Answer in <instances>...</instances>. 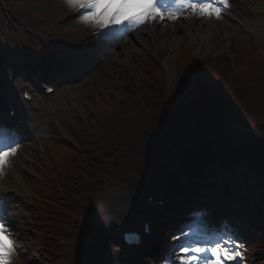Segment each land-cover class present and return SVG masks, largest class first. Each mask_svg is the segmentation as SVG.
I'll return each instance as SVG.
<instances>
[{"label": "rangeland", "instance_id": "rangeland-1", "mask_svg": "<svg viewBox=\"0 0 264 264\" xmlns=\"http://www.w3.org/2000/svg\"><path fill=\"white\" fill-rule=\"evenodd\" d=\"M6 1L8 7L20 21L29 24L35 32L52 22V20H48V17H45L33 24L35 13L39 9L41 13L50 9L51 15L59 10L58 7L52 6L55 3L51 1L34 5L33 10L26 8V5L32 3L33 0ZM26 1L27 4H25ZM56 1L60 4L61 11L54 15L55 21L51 24L66 13L72 14L73 11L72 8H67L64 0ZM250 7L256 12H253ZM9 15L11 14L9 13ZM12 21H15L13 17ZM81 25L83 23L78 21L71 25L58 27L59 34L57 31L55 37L58 36L64 40L67 38L63 36L64 34L77 31ZM2 30L7 29L3 18L0 17V35L4 37ZM10 34L8 32L5 35L6 39L12 40ZM195 34H199V42L193 45L192 38ZM23 36L27 39L15 38L16 43L18 41H25V43L33 41L28 36ZM5 37L0 39V43L7 44ZM68 37L71 39L73 36L69 35ZM251 37H255L258 41L264 40V0H229V7L220 20L203 19L186 12L177 21H165L164 23L159 20L151 21L143 25L142 28H133L128 39H122V43L116 45H121L119 49L111 50L108 56L101 59V63L98 68H95L91 77L86 78L85 76L79 83L62 87L63 89L61 88L59 93L53 97L40 98L35 102L36 106L32 107L31 111L30 108L23 109V128L20 134L21 138L17 139L19 149L15 156L10 157L5 175H12L14 168L22 169L25 175L30 171L32 177L27 182H31V184L26 183L24 188L21 185L20 187L25 189L26 197L33 196L35 200L21 201L26 203L25 206L31 208L32 215L30 217L21 210L23 206L21 204L10 205L5 209L8 210V219L3 215L4 211L2 213L0 210V216L6 218L8 230L15 238L17 257L13 262L15 264H114L118 260V253L124 251L122 248H118L120 245L119 228L129 229L128 225L133 220L139 222L134 210L139 208L136 201L144 199V181L140 185L135 184L139 178V169L134 173L130 171L127 173L125 169L119 171L121 185L116 186L113 182L112 184L108 182V176L99 180L96 177V173L100 170L98 165L104 164L106 162L104 159L107 160V158L99 157L101 155L94 145L90 147L91 149L83 148V152L78 147L90 143L91 141L88 139L100 143L104 138L100 137L99 133L110 129L112 125L116 124L117 119L126 120L121 125L124 126L125 133L132 132L133 127H137L139 132L148 129L141 124L145 117L154 118L160 112L163 99L167 95H172L175 90H180L184 85L182 81L184 78L181 77L189 63H184L183 59L190 61L183 56L186 50H190L188 52L191 54L188 55L194 56L195 62L200 60L202 63V65L195 63L196 66H204L212 74L214 73L213 75L223 84L227 83L228 86L232 84L234 87V83L243 82V87L253 86L252 80L259 79L261 76L264 78V62L261 63L260 59L245 57L240 66L238 65L239 61L229 60L224 64L218 63L222 61L218 57H222V51L228 48L227 42L237 39L240 41L251 40ZM1 49H4V53L5 47ZM209 50L216 54L208 56L209 60L204 61L202 58L206 54L204 56L202 54ZM199 51H201V55L196 54ZM168 52L172 53L171 57L168 62H163L162 57ZM1 63L4 62L0 61ZM162 69L164 71L158 72ZM245 74L246 77H249L248 80H244ZM67 78L69 77L67 76ZM232 93L233 98L236 97L245 106L242 109L247 115L248 128L258 134L259 129H264V90L252 92L246 90L245 94L250 93L252 97L251 100L247 97L246 101H241L239 94L233 91ZM121 103L123 106H127L126 113L118 107ZM108 110H115V112L110 111L106 115ZM122 112L125 114L124 117H122ZM92 116L95 117V122L89 121ZM101 117L104 119L100 121L102 126L99 128L97 125ZM82 118L89 121V124L82 125L80 128L84 127V129L79 128L80 130L77 131L80 126L79 119ZM224 118H228L224 121L226 124L232 122L231 116ZM75 119L76 127L69 130V126L74 123ZM27 122H29L28 125ZM227 128L241 132L240 127L230 126ZM248 128H245L244 131H248ZM153 131L154 129L150 130V133L152 134ZM55 134L59 140L53 139ZM141 137L140 133L138 139ZM259 137L263 139L264 134ZM80 140H83V144L80 143ZM139 148L140 146H137L135 142L132 147L133 154L128 155L126 160L134 163L139 157L135 154ZM109 156L115 157L112 154ZM141 157L143 156L141 155ZM96 161L99 162L96 163ZM122 161L124 162V160ZM42 167L45 168L42 169ZM211 167L213 170H219L215 164H212ZM40 169L43 181H39V177H35V170L40 173ZM155 174H157V178L154 185L161 181L159 172H155ZM150 182L152 180H149L148 184ZM91 183L98 186L110 184L98 199L94 192L96 200L92 204L91 211L87 214V216L92 215L93 217L88 222L95 225L101 224L103 225H100L101 227L112 231V241L117 246L111 247V250L108 251L110 255H105L103 252V249L106 251L103 245L106 243L108 232L104 231L103 237L97 238L98 244L95 242L89 244L82 228L79 231L76 230L81 224L82 203L88 202L86 198L91 196L94 190ZM52 184H55L53 194L50 187ZM56 187L62 190L59 192ZM13 188H16L15 184H6V181L0 179V189L4 193ZM68 191L71 193L69 198ZM37 193L39 196L36 195ZM125 196L135 198L134 205H131L133 202L131 198L121 200ZM115 200H119L118 202L128 201L131 204L112 206ZM108 220L110 222H107ZM130 220L132 221L128 222ZM75 231L77 234L74 233ZM103 238L104 240H102ZM249 250L251 251V248ZM23 256L26 257L25 261L20 259ZM131 257L128 251H124L125 264ZM235 263L233 262V264ZM139 264H146V262L141 260Z\"/></svg>", "mask_w": 264, "mask_h": 264}, {"label": "trees", "instance_id": "trees-1", "mask_svg": "<svg viewBox=\"0 0 264 264\" xmlns=\"http://www.w3.org/2000/svg\"><path fill=\"white\" fill-rule=\"evenodd\" d=\"M241 44L243 43L235 40L232 46L233 52L237 56V61H239V66L244 62L245 57H248L249 59L253 58L252 56H244L245 52L243 51V47L241 46ZM227 61L228 60L226 58H222V61L218 63L224 64V62ZM198 74V91H196L194 95H192L187 101L181 100L180 97H172V101L162 104L160 112L154 118L150 119L146 116L143 123L141 124L148 129L141 130L139 132L137 127H133L132 132L128 131L125 133L124 126L116 123L115 125H112L111 128L107 130V132L103 131V133L106 132V134L104 135V139H102L100 143H95L94 141H92V143L96 146L98 153L101 155L99 157L107 158V160L104 159L106 161L104 162V164L100 163L101 166L98 165V168L100 170L98 173H96V177L99 178V180H103L102 178H104L105 176H108V182L119 180V171L125 169L128 173L129 171L132 172L137 170L146 162V160L148 161L150 159L141 157V155H143L145 151L147 152L149 150V153L147 155L148 157H150L153 155V150L155 148L162 146V144L160 145L156 141H161L163 143L166 138V145L172 147L170 146V144L177 138L176 129L179 126H183V132L201 130L211 135L218 134V137H216L212 142L213 145H228L235 142L234 140L238 139H231L230 135L234 133L233 130H229L230 132L227 133H222V129L218 127L217 123H221L224 117L228 115L230 116L234 113L233 111H238L240 109L242 112H244L242 108L245 106L236 97L233 98L229 95L227 96L225 92L227 90V88L225 87L226 83L223 84L222 81H220L213 75L214 73L212 74L204 66L201 67ZM210 76L215 77L212 95L210 97V93H207L204 94V96L207 98H201L203 90L207 89V82ZM244 77V80H246V74L244 75ZM238 83L239 82L234 83V92L239 94L241 101L248 100L246 99L247 97H249L250 100L252 99L250 93L245 94L246 90L250 92L257 90L261 91L258 86L256 87V89H254L247 86L243 87V83L240 85ZM122 109L126 113L127 106L122 107ZM124 112H122V115L124 114ZM170 119L176 120V123L168 125ZM243 124H245L246 127H248L249 125V123H247L246 121ZM227 126L230 127L232 125H226L223 127ZM152 129H154V131L151 134L150 130ZM249 130L251 131V133L253 132L252 129ZM261 132L262 133H258L256 135L263 134L264 129H261ZM140 133L142 137L141 139H138V137H140ZM144 134H146V137H144ZM256 135L254 134V136ZM135 142L137 143V146H140V148L135 151V154H137L139 157L137 160L135 159L136 161L133 163L129 160H126V158L128 155L133 154L134 149L132 150V147L134 146ZM257 142L259 143L260 141ZM255 147H257V151H259V153L256 155L258 157H264V151H262L257 145H254V148ZM261 148L264 150V146ZM109 154H112L115 157L111 158ZM231 154L232 153L230 151L214 153H211L209 151L206 152V155L213 157L215 160L221 163L224 161H228L227 159L231 157ZM122 160H124V162ZM98 162L99 161H96V163ZM107 162L109 163L106 164ZM121 162L123 163L120 164ZM91 186H93L94 190L92 195L86 198L88 200L90 198L93 200L96 194H100V192L105 190L106 187H109L110 184H104L99 189L98 185H94V183H92Z\"/></svg>", "mask_w": 264, "mask_h": 264}, {"label": "snow or ice", "instance_id": "snow-or-ice-1", "mask_svg": "<svg viewBox=\"0 0 264 264\" xmlns=\"http://www.w3.org/2000/svg\"><path fill=\"white\" fill-rule=\"evenodd\" d=\"M68 5L81 11L80 22L100 29L123 26L139 28L151 21H177L186 12L203 19L223 18L229 0H175L171 6L165 0H67ZM18 152V144L0 147V174L10 163V157ZM191 232H182L175 240L190 237ZM242 242L231 236L211 239L210 242L181 243L176 254L178 264H242ZM16 254L15 238L8 230L7 220L0 216V264H13Z\"/></svg>", "mask_w": 264, "mask_h": 264}, {"label": "bare ground", "instance_id": "bare-ground-1", "mask_svg": "<svg viewBox=\"0 0 264 264\" xmlns=\"http://www.w3.org/2000/svg\"><path fill=\"white\" fill-rule=\"evenodd\" d=\"M83 32V29L78 33V35H80L81 33ZM77 35V36H78ZM154 181H155V179H156V177L154 176V177H151ZM128 198H131V196H125V197H122L121 198V200H125V199H128ZM131 199H133V202H132V204L130 203V202H128V201H123V202H118L119 200H115L114 201V203L112 204V206H119V205H122V206H126V205H129V204H131V205H134V199L135 198H131ZM139 201V202H138ZM139 205L142 203V205L144 204V202L143 201H141L140 199L139 200H137L136 201ZM203 215H204V213H203ZM107 222H110V220H108ZM118 260H116V262L114 263V264H125V263H123L124 262V260H123V255L121 256V255H118V258H117ZM123 261V262H122Z\"/></svg>", "mask_w": 264, "mask_h": 264}, {"label": "clouds", "instance_id": "clouds-1", "mask_svg": "<svg viewBox=\"0 0 264 264\" xmlns=\"http://www.w3.org/2000/svg\"><path fill=\"white\" fill-rule=\"evenodd\" d=\"M64 3H65L69 8H71V7L68 5L67 0H64Z\"/></svg>", "mask_w": 264, "mask_h": 264}]
</instances>
